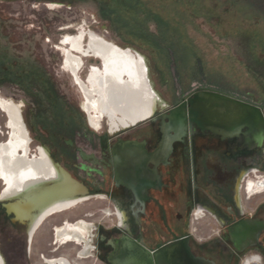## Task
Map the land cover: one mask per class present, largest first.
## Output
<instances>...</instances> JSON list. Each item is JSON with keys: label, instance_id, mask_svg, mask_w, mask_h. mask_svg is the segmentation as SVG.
Listing matches in <instances>:
<instances>
[{"label": "flooded vegetation", "instance_id": "af4514ba", "mask_svg": "<svg viewBox=\"0 0 264 264\" xmlns=\"http://www.w3.org/2000/svg\"><path fill=\"white\" fill-rule=\"evenodd\" d=\"M257 86L264 89V82L258 79ZM220 92L227 98L222 110H188L187 121L173 128L163 124L168 120L162 115L172 108L166 102L149 121L119 134L109 129L107 138L99 141L76 135L58 146L35 144L34 151L44 147L57 168L71 175L80 189L78 197L104 203L74 216L67 212L82 203L51 214L32 236L31 217L20 219L15 210L10 211L9 201L0 200V212L17 230L9 236L3 233L0 264H83L84 260L132 264L134 254L146 251L155 258L165 248L172 251L173 264H264V94ZM238 103L247 108H236ZM82 110L97 131L83 102ZM122 156L123 167L115 162ZM64 178L58 190L46 187L35 199L23 202L20 214L28 210L33 216L61 199L75 184ZM104 209L115 217L110 226L85 219L105 213ZM81 219L91 227L86 255L85 240L56 236L58 228ZM3 224L0 217V228Z\"/></svg>", "mask_w": 264, "mask_h": 264}, {"label": "rangeland", "instance_id": "374dc122", "mask_svg": "<svg viewBox=\"0 0 264 264\" xmlns=\"http://www.w3.org/2000/svg\"><path fill=\"white\" fill-rule=\"evenodd\" d=\"M80 28L145 55L154 87L169 108L198 87L264 94L257 86L258 79L264 82V0H0V97L26 110L33 147L58 146L76 135L88 142L108 136L106 120L100 130L90 127L83 95L63 68L62 38ZM91 65L100 61L86 59L82 78ZM6 120L0 110V142L8 136ZM103 203L86 201L67 215ZM0 217L1 245L4 234L17 230L2 212ZM85 219L108 227L115 217L102 211Z\"/></svg>", "mask_w": 264, "mask_h": 264}, {"label": "bare ground", "instance_id": "6f19581e", "mask_svg": "<svg viewBox=\"0 0 264 264\" xmlns=\"http://www.w3.org/2000/svg\"><path fill=\"white\" fill-rule=\"evenodd\" d=\"M54 6L55 4L52 7ZM61 46L64 51V67L79 83L84 97V110L96 130L106 120L110 131L116 133L137 125L158 108L167 105L151 80L147 58L135 48L121 47L84 28H80L76 34L64 36ZM88 58L98 59L100 66L91 65L87 77L82 78L81 72ZM0 110L7 117L6 125L9 129L7 139L0 142V180L4 182L0 200L9 201L10 211L15 210L20 219L31 217L29 219L33 236L47 216L75 208L78 204L85 203L88 197L77 196L80 189L71 175L57 168L44 147L39 146L33 150L32 136L18 102L12 98L0 97ZM64 177L75 184H68L74 188L68 186L61 199L33 216L28 215V210L24 215L20 214L19 206L23 202L35 199L46 187H61ZM105 213L113 214L107 209ZM81 220L75 224L68 222L64 228H58L56 236L58 239L67 238L66 240L78 242L85 240L83 253L86 255L91 241L87 235L91 234V227L86 224L85 219Z\"/></svg>", "mask_w": 264, "mask_h": 264}, {"label": "water", "instance_id": "95a60500", "mask_svg": "<svg viewBox=\"0 0 264 264\" xmlns=\"http://www.w3.org/2000/svg\"><path fill=\"white\" fill-rule=\"evenodd\" d=\"M193 95H188L186 98H183L180 103L172 107L168 112L162 115L163 119H167L168 122H164L165 127L173 128L179 124L182 120L185 122L188 119V110H194L195 108L204 109L208 111H220L223 109L224 103L227 101L226 96L220 91L210 89V88H196L192 93ZM230 103H233L232 101ZM191 105V108H188V105ZM239 109H246L247 106L243 103H238L237 107ZM153 114L144 119V121H149L152 118ZM182 121V122H183ZM165 142L168 139L164 140ZM120 142H124L121 140ZM69 143H72L69 141ZM80 154L84 159H88L87 153L80 149ZM116 165L125 166L126 160L122 157L115 158ZM172 251L168 248L162 249L159 253H156L155 258L153 256L143 251L141 255L132 256V264H173V259L171 257ZM190 254V252H189ZM191 259H193L191 257ZM125 260L123 261V263ZM125 264V263H124Z\"/></svg>", "mask_w": 264, "mask_h": 264}]
</instances>
